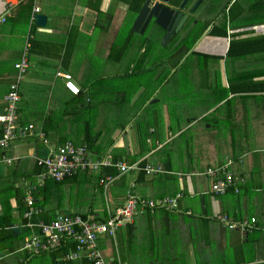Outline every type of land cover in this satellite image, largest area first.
Returning <instances> with one entry per match:
<instances>
[{
	"label": "crops",
	"instance_id": "obj_1",
	"mask_svg": "<svg viewBox=\"0 0 264 264\" xmlns=\"http://www.w3.org/2000/svg\"><path fill=\"white\" fill-rule=\"evenodd\" d=\"M131 3L0 0V14L7 12L0 23V113L18 75L14 65L24 56L29 70L18 83L16 122L33 125L30 135L17 136L0 148V190L5 192L3 184L8 182L13 191L0 197V219L10 215L12 221L0 225V264H92L84 254L65 258L75 248L73 239L64 243L65 252L60 247L30 254L22 250L27 235L15 247L17 236L10 234L29 227L28 221L49 222L57 214L89 215L105 222L129 197L137 200L129 219L112 234L97 238V249L108 260L264 264V0L230 1L212 36L204 35L190 49L182 44L170 60L180 69L190 58L191 70L178 78L190 77L193 83L200 73L205 79L199 89L193 84L194 96L178 103L175 98L167 106L176 93L161 98L160 93H166L170 79L175 84L178 70L166 79L164 70H153L157 65L143 56L137 59L148 65L139 64L137 70L131 64L120 74L93 70L94 53L114 67L141 50L144 35L130 27L135 18ZM36 14L45 16L44 24L36 23ZM194 56L208 64L199 70ZM213 60L218 61L217 70ZM243 60L247 65L240 67ZM230 64L234 67L228 70ZM59 72L71 75L78 94L66 88ZM140 75L146 76L145 83L139 82ZM117 76H125L128 86L118 90ZM129 89L135 95L126 102ZM0 128L1 137V123ZM68 141L84 146L90 161L109 159L114 166L40 184L37 158ZM117 163L130 168L121 171ZM222 166L233 183L226 192L214 193V177L206 172ZM106 176L114 179L105 186L100 180ZM100 188L107 196L103 209L89 199ZM177 195L174 207L162 206L163 198ZM28 196L40 209L30 219L24 217ZM29 228L28 235L39 231Z\"/></svg>",
	"mask_w": 264,
	"mask_h": 264
},
{
	"label": "built area",
	"instance_id": "obj_2",
	"mask_svg": "<svg viewBox=\"0 0 264 264\" xmlns=\"http://www.w3.org/2000/svg\"><path fill=\"white\" fill-rule=\"evenodd\" d=\"M6 14L7 12L0 14V22L5 20ZM14 66L18 70V75L15 82H12L9 86L5 96L6 105L3 112L0 113V123L4 127V133L0 137V148L7 146L8 142L17 136H28L33 132L32 124L20 126L16 122V103L20 98L17 88L27 66L26 58L22 56L20 61L15 63ZM57 74L64 78L65 86L71 93H79L80 88L72 81L69 73L59 72ZM36 163L41 168L37 175L40 184H43L47 179L60 181L68 176L75 175L79 171L97 169L101 165L114 166L109 159L90 161L87 157V149L84 146L74 145L70 141L65 142L56 149H50L46 156L37 158ZM117 167L121 171H126L130 168L124 163H117ZM151 170V168L148 169V171ZM206 173L214 177L210 187L214 193L222 194L226 192L227 188L233 183V176L225 170L224 166L219 169H209ZM113 179L114 177L112 176H106L100 181L106 186ZM178 196L163 198L162 206L174 207ZM26 201L28 210L24 212V217L30 219L32 214L38 213L40 209L34 205L33 196H28ZM136 201V198L129 197L122 208L110 215L105 222L94 220L89 215L80 214H57L49 222L33 223L28 221L27 226H36L39 231L24 238L22 250H26L30 254H40L41 252L55 250L68 240L73 239L75 240V248L65 255L66 259H72L84 254L92 264H122L120 261L115 262L104 258L102 252L97 249L96 241L99 234H112L116 226L129 219L135 208ZM150 205H153V202ZM248 227L251 228V225L248 224Z\"/></svg>",
	"mask_w": 264,
	"mask_h": 264
},
{
	"label": "flooded vegetation",
	"instance_id": "obj_3",
	"mask_svg": "<svg viewBox=\"0 0 264 264\" xmlns=\"http://www.w3.org/2000/svg\"><path fill=\"white\" fill-rule=\"evenodd\" d=\"M144 1L137 12L132 10L135 15L134 20ZM230 1L232 0H151L150 5L154 2L160 4L159 13L162 16L166 15L161 12L164 10L171 16L163 26L156 22L154 16L143 19L141 26H144V29L140 31L139 28L137 31L144 35L140 56L145 57L146 60L158 58L159 70L168 66V63L173 66L170 59L177 56L182 44L190 49L193 43L204 35L212 36L211 32L218 29L216 25H219L224 18ZM146 21L147 24L143 25Z\"/></svg>",
	"mask_w": 264,
	"mask_h": 264
},
{
	"label": "rangeland",
	"instance_id": "obj_4",
	"mask_svg": "<svg viewBox=\"0 0 264 264\" xmlns=\"http://www.w3.org/2000/svg\"><path fill=\"white\" fill-rule=\"evenodd\" d=\"M4 21H6V18H5ZM4 21H1V22H4ZM7 24H11L12 25L13 23H7ZM130 27L132 28V25ZM126 28H127V24H125V26L123 28L122 35L125 34ZM206 46L207 45L203 46L202 49H205ZM94 48H96V45H94ZM102 56L103 55H101L100 53H94V58L92 60L94 61V68H93V70L95 71V73H97V72H103V74H111V73H114V71H117L120 74L121 72H123L125 70H129V68H130L129 65L130 64H131V67L133 66V68H131V69L137 70L139 64H142L143 63V64H146V65H148V64L153 65L155 63L157 65L158 64V61H159L158 58H155V59H147L148 61H150L147 64V62L142 57L139 58V59H137V57L140 56V53H139L138 50H136V54H134V55H127V57L125 59H123V61L121 62V64L116 65V66L113 67L112 66V63H109L110 60H106L105 57H102ZM193 58L196 61V65L198 66L199 70H201L202 68H204L203 67L204 64H208V60H206L205 58H203L201 56L200 57L199 56H194ZM26 61H27V58H26ZM242 63H243V65L240 66V67H243V66L247 65L244 60L242 61ZM181 66H183V67H181L180 69H176L175 67L171 66L168 63V66H164V68L162 69V70H164L165 75L167 74L166 79L169 78L170 75L172 74L171 71L178 70L177 73L174 75V78L176 80L175 84L173 83V79H172V81L170 79V82H172V84L166 86V93H160V98L162 96L166 97L167 94L172 93L171 91H174L176 93L175 97L172 96L171 97V101L166 103V106L167 105H171L172 104V101H174L173 99H175V98L177 99V101H175V102L178 103L179 100L183 101V100L187 99V96H189V95L194 96L196 94V91H193V89H192L193 84H196L197 83V88L199 89L198 86L200 85L201 80L204 81V79H205V77H203V75L200 74V73L197 74V80L194 81L193 83L191 82L190 77H188V79H187L188 81L185 80V79H182V78H178V75H180V77H181V75H184V73L187 72V69L188 70H191V69L188 68L190 66V58H187V60L185 61V63H183ZM217 66H218V61L217 60H213L212 67L217 70V68H218ZM233 67L234 66L230 64V66L228 67V70H230ZM98 68H100V70ZM156 69H159V68L156 66L153 70H156ZM248 69H249V67H248ZM248 69H246V70H248ZM25 70H29L28 63H27V66H26ZM105 70H114V71L107 72ZM169 72H170V74H168ZM216 77L218 78V80L221 79V75L220 74L216 75ZM138 79H139V82L140 83H145L146 76H141L140 75ZM116 80H117V83H118V85H117L118 90L121 89V88H125L126 86H128V84L126 82V79H125V76H122V78H119L117 76L116 77ZM173 84H174V86L172 87ZM130 85H133V84H130ZM147 88H149V87H147ZM198 89H197V92L198 93L202 92V91H198ZM133 95H135V93H133L129 89L126 92L125 101L128 102L129 99H131L133 97ZM142 97H143V93H142ZM120 100H121V98L120 97H117V100L116 101H120ZM190 134H191V131H188L187 134H184L183 135V137H182L183 139L182 140H184V138H187ZM3 187L5 188V192H2L0 190V197H5L6 198V195L8 193H9L8 196H11L10 193L13 192V191H12V189H10V188H12L10 186V183L9 184H8V182L4 183L3 184ZM102 191H104V189L102 190V188H100L98 193H96V194L93 193V195L89 197V199H94V203H95L96 207L97 208H100V209H103L104 204H105V207L107 205V201H106V197L107 196H105L104 193H102ZM19 194L20 195H23L24 194V191H21L20 190L19 191ZM107 194H108V198H109V202L108 203L110 205H113V201H111L113 198H111V196L109 195V191H107Z\"/></svg>",
	"mask_w": 264,
	"mask_h": 264
},
{
	"label": "water",
	"instance_id": "obj_5",
	"mask_svg": "<svg viewBox=\"0 0 264 264\" xmlns=\"http://www.w3.org/2000/svg\"><path fill=\"white\" fill-rule=\"evenodd\" d=\"M161 1H165V0H161ZM151 0H145L143 3L142 8L139 10L136 19L133 22L132 25V30L133 31H138L139 28L140 31H143L144 26H141V24L143 23V19L145 17H147V19H149L150 17L154 16L156 19V22L158 24H161L162 26L164 25V23L168 20V18L171 16L169 15L170 13H167L168 11L164 10L161 11L166 15H163L161 13H159V6L160 4L158 2H154L152 5H150ZM45 22V16L41 15V14H36V23L37 24H44ZM148 21L144 22L143 25H146Z\"/></svg>",
	"mask_w": 264,
	"mask_h": 264
},
{
	"label": "trees",
	"instance_id": "obj_6",
	"mask_svg": "<svg viewBox=\"0 0 264 264\" xmlns=\"http://www.w3.org/2000/svg\"><path fill=\"white\" fill-rule=\"evenodd\" d=\"M143 0H132V3L130 5V8L134 11L138 10L142 4ZM232 18H234V16H231ZM239 53V52H238ZM234 54H237V53H234ZM0 135H1V128H0ZM22 211V210H21ZM11 216L9 215L7 218H4V219H0V225L3 226V225H6L5 223L7 224H10L12 221H11ZM34 220V219H33ZM31 232V229L29 227H23V226H20L19 227V230H16L15 232L13 231L10 235L11 236H17V240L15 241L16 242V246H18V243L26 236L28 235L29 233ZM15 247H12V248H15ZM61 247H64V252L66 251V245H62ZM11 248V247H10ZM60 248V247H58ZM26 251V250H24Z\"/></svg>",
	"mask_w": 264,
	"mask_h": 264
}]
</instances>
